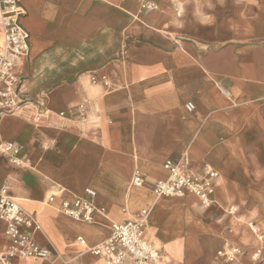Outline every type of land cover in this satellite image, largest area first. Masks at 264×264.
I'll return each mask as SVG.
<instances>
[{
  "label": "crops",
  "instance_id": "1",
  "mask_svg": "<svg viewBox=\"0 0 264 264\" xmlns=\"http://www.w3.org/2000/svg\"><path fill=\"white\" fill-rule=\"evenodd\" d=\"M17 1L24 104L0 117V146L16 144L25 165L0 149V189L52 256L10 264H105L90 249L141 210L163 264H264L251 259L264 249V0ZM168 160L199 180L217 172L208 207L152 193ZM87 189L91 222L59 212ZM4 232L0 220V252ZM234 247L231 263L217 255Z\"/></svg>",
  "mask_w": 264,
  "mask_h": 264
},
{
  "label": "built area",
  "instance_id": "2",
  "mask_svg": "<svg viewBox=\"0 0 264 264\" xmlns=\"http://www.w3.org/2000/svg\"><path fill=\"white\" fill-rule=\"evenodd\" d=\"M24 10L17 0H0V117L17 112L24 104L20 93L21 77L18 73L20 62L29 55V35L20 25ZM186 110L192 111L194 105L187 103ZM10 162L17 167L25 165L18 157L16 144L5 142L0 146ZM168 172L165 180L156 181L151 191L156 197H182L186 194L196 196L203 207L211 204L214 192L213 182L218 174L206 166L205 179L182 172L179 164L166 161L163 164ZM136 187L143 185L142 176L136 172L131 180ZM95 192L85 190V197L73 201H63L59 212L73 220L91 222L96 211L94 205ZM54 195L47 198L51 204ZM231 211H235L234 208ZM149 210H141L134 220L112 224L107 239L90 249V253L100 257L105 264H163L158 250L144 239L143 232ZM0 220L5 223V236L8 240L6 248L0 252V264H10L14 259H34L46 262L51 258V251L41 248L33 240V233L39 229L32 214L25 211L10 195L6 185L0 189ZM83 243L81 238L78 239ZM242 251L231 248L219 251L218 256L225 262H233ZM264 256V249H257L251 254L256 262Z\"/></svg>",
  "mask_w": 264,
  "mask_h": 264
},
{
  "label": "rangeland",
  "instance_id": "3",
  "mask_svg": "<svg viewBox=\"0 0 264 264\" xmlns=\"http://www.w3.org/2000/svg\"><path fill=\"white\" fill-rule=\"evenodd\" d=\"M250 231L254 235V237L257 240V242H262L263 241V237L262 236H260L258 233H254V232H256L254 228L250 229Z\"/></svg>",
  "mask_w": 264,
  "mask_h": 264
}]
</instances>
